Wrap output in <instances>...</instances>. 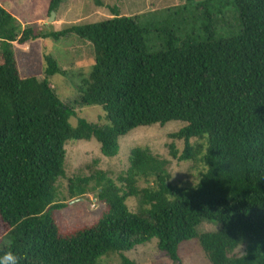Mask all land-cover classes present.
<instances>
[{
	"label": "trees",
	"instance_id": "1",
	"mask_svg": "<svg viewBox=\"0 0 264 264\" xmlns=\"http://www.w3.org/2000/svg\"><path fill=\"white\" fill-rule=\"evenodd\" d=\"M63 1L50 0L49 14ZM188 1L135 16L112 9L109 19L44 35L20 31L0 6V254L14 251L21 264H101L111 255L135 264L125 254L155 238L172 264H182L179 249L191 240L209 264H264V0ZM189 14L200 20L196 32L175 27ZM69 33L93 50L77 90L81 106L101 108L97 124H70L73 107L48 81L67 73L51 56H43V80L18 72L13 43ZM169 122L183 123L169 136L184 143L181 154L168 146L173 159L203 151L196 184L173 185L169 162L135 147L116 179L101 170L76 175L67 199L59 197L68 141L95 140L103 157L114 158L132 130ZM92 193L104 205L100 217L60 229L55 215L66 200ZM203 221L218 229L198 234Z\"/></svg>",
	"mask_w": 264,
	"mask_h": 264
},
{
	"label": "rangeland",
	"instance_id": "2",
	"mask_svg": "<svg viewBox=\"0 0 264 264\" xmlns=\"http://www.w3.org/2000/svg\"><path fill=\"white\" fill-rule=\"evenodd\" d=\"M194 2L202 0H193ZM50 0H0V6L9 12L17 21L19 30L33 28L36 33L49 34L59 32L72 25L94 24L112 17V9H116L121 16H135L150 12L160 13L165 9L188 5V0H64L58 10L54 12L53 20L49 21ZM191 2V1H190ZM190 4V3H189ZM163 15V14H162ZM161 15V16H162ZM160 16V17H161ZM175 27L184 32H195L201 26L200 20H194L192 14L180 18ZM223 27L218 29V34ZM14 45V54L20 77H34L37 80L45 78L46 63L44 55L51 56L57 66L66 71V76L59 74L48 77L51 88L57 97L66 105L72 106L75 112L70 118V124L76 126L77 119H84L89 123L97 124L103 112L98 106H81L80 94L77 90L80 80L86 78L94 63L91 44L80 39L76 34L69 33L58 39L53 37L30 41L24 45ZM100 125L106 124L104 121ZM183 123L169 122L163 127H139L119 140V153L114 158H105L100 154L99 144L91 141H68L65 146L66 157L64 178L57 182L59 197L67 199V180L76 175H89L90 171L101 170L108 176L116 179L128 167L129 152L132 148H147L149 151L169 164L167 171L170 182L176 186H193L204 171L201 154L193 160L178 161L170 156L168 146L173 143L178 154L184 149V143L170 138V134L177 132ZM192 145L205 146L204 140L192 139ZM140 187L146 186L144 182ZM72 202L66 200V207L56 213V221L60 229H73L83 225L93 224L104 210L94 194H87ZM130 211L136 209L135 199L126 202ZM217 224L203 221L196 228L198 234L212 232L218 229ZM6 232L0 223V238ZM126 257L135 264H172L168 257L157 249V239L137 246L127 252ZM182 264H209L198 243L194 240L185 242L179 249ZM101 264H121L117 255L101 259Z\"/></svg>",
	"mask_w": 264,
	"mask_h": 264
},
{
	"label": "clouds",
	"instance_id": "3",
	"mask_svg": "<svg viewBox=\"0 0 264 264\" xmlns=\"http://www.w3.org/2000/svg\"><path fill=\"white\" fill-rule=\"evenodd\" d=\"M0 264H21V258L14 251H5L0 254Z\"/></svg>",
	"mask_w": 264,
	"mask_h": 264
},
{
	"label": "water",
	"instance_id": "4",
	"mask_svg": "<svg viewBox=\"0 0 264 264\" xmlns=\"http://www.w3.org/2000/svg\"><path fill=\"white\" fill-rule=\"evenodd\" d=\"M53 17H54V12L52 11L51 12V17L49 18V21L53 20ZM78 200H81V199H74L72 202H75V201H78Z\"/></svg>",
	"mask_w": 264,
	"mask_h": 264
}]
</instances>
